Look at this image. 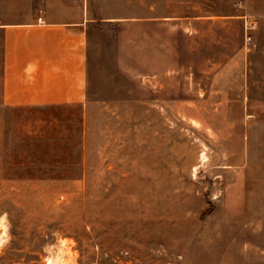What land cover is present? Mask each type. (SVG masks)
<instances>
[{"label": "rangeland", "instance_id": "obj_1", "mask_svg": "<svg viewBox=\"0 0 264 264\" xmlns=\"http://www.w3.org/2000/svg\"><path fill=\"white\" fill-rule=\"evenodd\" d=\"M96 2L90 107L0 104V264H264V0Z\"/></svg>", "mask_w": 264, "mask_h": 264}, {"label": "crops", "instance_id": "obj_2", "mask_svg": "<svg viewBox=\"0 0 264 264\" xmlns=\"http://www.w3.org/2000/svg\"><path fill=\"white\" fill-rule=\"evenodd\" d=\"M100 7L96 0H0V104L78 102L88 109L96 31L122 19L100 15ZM111 7L110 13L121 12ZM154 12L147 0L148 19Z\"/></svg>", "mask_w": 264, "mask_h": 264}, {"label": "bare ground", "instance_id": "obj_3", "mask_svg": "<svg viewBox=\"0 0 264 264\" xmlns=\"http://www.w3.org/2000/svg\"><path fill=\"white\" fill-rule=\"evenodd\" d=\"M204 153V152H202ZM205 158V157H204ZM207 158V157H206ZM205 160V159H204ZM48 264H54L53 261L51 259L48 260Z\"/></svg>", "mask_w": 264, "mask_h": 264}, {"label": "built area", "instance_id": "obj_4", "mask_svg": "<svg viewBox=\"0 0 264 264\" xmlns=\"http://www.w3.org/2000/svg\"><path fill=\"white\" fill-rule=\"evenodd\" d=\"M38 20H39L40 22H43V21H42V20H43L42 17H38Z\"/></svg>", "mask_w": 264, "mask_h": 264}, {"label": "clouds", "instance_id": "obj_5", "mask_svg": "<svg viewBox=\"0 0 264 264\" xmlns=\"http://www.w3.org/2000/svg\"><path fill=\"white\" fill-rule=\"evenodd\" d=\"M4 243V241L3 240H0V245H2Z\"/></svg>", "mask_w": 264, "mask_h": 264}]
</instances>
